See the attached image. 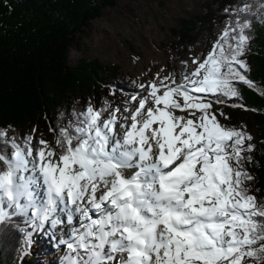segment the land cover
<instances>
[{
	"label": "snow or ice",
	"instance_id": "1",
	"mask_svg": "<svg viewBox=\"0 0 264 264\" xmlns=\"http://www.w3.org/2000/svg\"><path fill=\"white\" fill-rule=\"evenodd\" d=\"M223 11L206 54L140 84L123 109L61 112L54 142L0 127V243L19 242L20 264L40 241L62 247L58 264H264L253 138L218 107L250 110L238 83L264 95L246 59L264 0Z\"/></svg>",
	"mask_w": 264,
	"mask_h": 264
},
{
	"label": "trees",
	"instance_id": "2",
	"mask_svg": "<svg viewBox=\"0 0 264 264\" xmlns=\"http://www.w3.org/2000/svg\"><path fill=\"white\" fill-rule=\"evenodd\" d=\"M117 1L0 0V127L11 125L23 134L36 128L43 138L54 142L49 128L62 123L61 112L73 107L83 109L88 102L96 107L105 101L113 107H125L130 98H121L116 89L109 91L107 86L134 84L128 73L98 60L81 58L75 64L69 61L75 36ZM235 2L210 0L197 21L183 19L176 30L174 49L187 52L214 41L226 19L224 8ZM251 35L247 75L264 88V24L254 22ZM170 65L171 74L177 77L185 70L179 60H171ZM237 87L250 110L218 106L230 116L229 121L221 118V122L246 125L251 134L255 150L251 153L252 163L245 167L254 179L248 183L257 201H264V95L243 84ZM231 102L238 101L234 98ZM49 248L46 241L38 243L33 254L24 258L26 264H48L44 256ZM19 249L15 238L0 243V264H20Z\"/></svg>",
	"mask_w": 264,
	"mask_h": 264
},
{
	"label": "rangeland",
	"instance_id": "3",
	"mask_svg": "<svg viewBox=\"0 0 264 264\" xmlns=\"http://www.w3.org/2000/svg\"><path fill=\"white\" fill-rule=\"evenodd\" d=\"M207 2L210 0H118L75 36L69 61L75 64L85 58L108 66L117 65L118 71L128 73L135 83L117 84L118 88L110 84L109 91L116 89L121 98H130L136 93L146 95L139 85H147L157 73L160 77L171 74V60L189 61L209 50L213 40L192 51L174 49L178 39L176 30L182 20L197 21V15L205 14ZM37 135L41 136L39 130ZM46 243L50 246L44 256L46 263L58 264L62 247L56 248L55 241Z\"/></svg>",
	"mask_w": 264,
	"mask_h": 264
},
{
	"label": "bare ground",
	"instance_id": "4",
	"mask_svg": "<svg viewBox=\"0 0 264 264\" xmlns=\"http://www.w3.org/2000/svg\"><path fill=\"white\" fill-rule=\"evenodd\" d=\"M49 250H50V248H49Z\"/></svg>",
	"mask_w": 264,
	"mask_h": 264
}]
</instances>
